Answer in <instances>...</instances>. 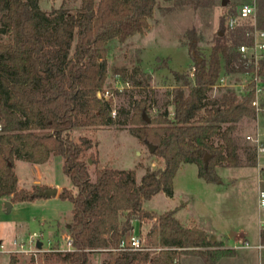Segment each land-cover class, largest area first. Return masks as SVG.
<instances>
[{
	"label": "trees",
	"instance_id": "obj_1",
	"mask_svg": "<svg viewBox=\"0 0 264 264\" xmlns=\"http://www.w3.org/2000/svg\"><path fill=\"white\" fill-rule=\"evenodd\" d=\"M78 2L79 8L72 11L69 6ZM157 4V0H63L61 7L46 11L40 0H0V198L33 202L49 189L40 185L19 189L16 160L44 164L53 155L64 158L63 169L73 188H63L59 197L73 204L68 224L73 250L51 254L57 264H88L90 255L99 251L106 252L105 264H179L185 253L216 264L235 253L204 229L184 225L175 216L177 208L158 214L144 205L161 192L173 196L182 163H195L199 177L208 183L221 181L218 167L257 165L256 148L237 136L243 119L257 118L255 85L249 84L240 95L226 88L220 97L211 96L223 68L229 73L252 69L236 51L252 41V28L222 31L208 56L199 49L197 30L187 32L189 41L183 46L194 61L195 76L174 90L173 118L167 109L151 114L148 97L131 102L122 123L131 125L141 144L155 146L152 152L163 167L149 169L140 181L136 169L96 168L93 181L86 155L97 163L90 152L94 142L86 136L74 138L77 129L116 123L119 109L113 117L114 103L97 95L107 86L109 45L146 34ZM241 32L244 39L238 41L235 37ZM117 72L124 81L134 80L133 85L148 84L143 76L137 78L142 74L139 67L132 74L126 68ZM174 75L180 77L177 71ZM154 218L147 243L152 249L121 247L134 220ZM261 237L264 243V230ZM11 264H19L15 256ZM30 264H35L33 258Z\"/></svg>",
	"mask_w": 264,
	"mask_h": 264
},
{
	"label": "rangeland",
	"instance_id": "obj_2",
	"mask_svg": "<svg viewBox=\"0 0 264 264\" xmlns=\"http://www.w3.org/2000/svg\"><path fill=\"white\" fill-rule=\"evenodd\" d=\"M62 1L40 0V7L50 11L52 7H61ZM157 1L155 16L151 20L152 26L146 34H137L124 43L115 40L109 45V73L106 87L115 90V86L120 85L117 83V78L123 79V76L117 72L119 68H126L129 74H132L134 68H141L142 74H139L137 78L143 76L148 84L136 85L134 83L133 85L134 80H130V88L115 95L113 105L119 109V116L115 119V124L74 131L76 140L86 136L94 142V147L90 152H93L97 163H94L89 153L86 155L93 181L96 168L102 166L136 169L138 181L149 169L163 167L164 162L133 135L130 130L131 125L122 122L126 118L131 102L137 98H149L151 114L156 113L155 109L169 110V102L174 90L182 86L184 80L193 79L194 61L189 54L188 47L183 46L189 41L188 31L197 30L201 36L198 44L199 49L201 53L208 56L218 34L222 31H226L227 34L232 33V30L226 28L227 17L237 12L243 5L256 3L257 19L255 22L257 26L264 27V0H225V4L224 0ZM79 5L78 2L69 7L72 11H77ZM244 25L248 28L253 27L251 23ZM247 36L249 37L248 34ZM242 38L244 39L243 32L238 33L235 37L238 41ZM229 44H234V42L230 40ZM159 67L161 68L159 69ZM174 71H177L180 77H176ZM222 74L228 75V82L232 86H217L211 92L212 98L220 97L226 88H232L239 95L242 94L240 84H243L247 75L239 72L229 73L225 68L222 69ZM262 102H264V98L261 99ZM239 127L237 136L245 144L254 146L246 139L249 134L260 135L264 140V103L261 104L256 119L245 118L240 122ZM90 159L93 162H90ZM62 161L63 157L58 156L54 163L47 168L44 178L47 181L53 180L59 185H68L69 182L71 185L63 188H73L72 182L68 181V177L63 171ZM19 171L21 175L26 173L23 164L19 167ZM253 172L248 168H229L224 171L225 184H209L198 176L195 164H186L176 175L175 198L167 201L162 197H157L146 203V207L163 212L186 201V214L195 218L198 223H203L207 227L234 224L242 218L244 212L257 210L255 209V197L258 194L259 186L264 188V183L257 181ZM234 178H238L235 185L231 181ZM228 180H230L229 184ZM71 208L72 203L69 200L58 198L48 204L37 202L22 205L17 203L12 208L0 200V231L2 230L5 234V236L2 235L4 243L7 247H13V241L21 238L27 240L29 234L43 233L44 231L45 248L67 246L68 224L72 220ZM57 217L58 219H55ZM154 225L155 219L146 220L145 226L143 225L144 228L140 234L146 244L150 238L149 231ZM4 229H6L5 232ZM51 254L53 253H40V264H57ZM8 256H15L19 264H30L32 259L25 254L4 253L0 264H8ZM106 258L107 255L104 251L93 252L88 264H105Z\"/></svg>",
	"mask_w": 264,
	"mask_h": 264
},
{
	"label": "crops",
	"instance_id": "obj_3",
	"mask_svg": "<svg viewBox=\"0 0 264 264\" xmlns=\"http://www.w3.org/2000/svg\"><path fill=\"white\" fill-rule=\"evenodd\" d=\"M262 98H264V93L262 94ZM172 100V99H171ZM264 103V102H263ZM158 109H155L157 112ZM175 112V106L173 105L172 101L169 102V113L174 114ZM251 135V134H249ZM59 155H53L51 156L50 160L44 164H33L27 161L23 160H16V172L18 175V185L19 189H32L35 185H40V186H47L48 188H56L57 189V195L50 197V198H38L33 202H24V203H19V204H35L37 202H41L43 204H48L54 199H61L59 197V193L61 192V189L63 187H69L71 183L68 182V185H59L55 183L53 180L47 181L44 178V174L47 171V168L50 167L56 158ZM63 166H64V158H63ZM26 169V173L23 175L20 174L19 167L21 165ZM186 164H195V163H182L181 166L179 167L178 171ZM196 165V164H195ZM197 166V165H196ZM106 166H102L101 168H104ZM229 168H234V167H218L217 168V173L221 177V181L219 182L220 185L225 184V175L224 171H226ZM236 168H248L252 169L254 172V177L259 181L260 178V169L261 167L257 164L256 166H237ZM64 171V169H63ZM177 171V173H178ZM199 171L198 166H197V172ZM65 173V172H64ZM67 175V174H66ZM177 175V174H176ZM199 176V175H198ZM68 181H71L69 176ZM202 179V178H201ZM204 180V179H203ZM205 181V180H204ZM233 182V185H235L238 182V178H234L231 180ZM228 184L230 183V180L227 181ZM208 183V182H207ZM212 184V183H209ZM262 186H259L258 194L255 197V204L256 207L255 211H248L244 212L242 218H240L237 222L234 224H229V225H220V226H214V227H207L203 223H198V221L190 217L186 214L185 208H186V201H182L181 203L177 204L174 206L172 209L168 210H173L177 208V212L175 214L176 218L179 219L184 225L186 226H198L205 231H207L211 235L216 236V241L222 242L226 248H233L235 250L234 255L232 256H226L221 258L216 264H264V243H262V227H261V220L264 218V210L259 206V192L262 189ZM176 195V176L174 178V194L173 196H168L164 192H161L157 195H155L151 200L147 201L146 203L152 201L153 199H156L157 197H162V199H165L167 201H170L171 199H174ZM0 200L4 201L7 205L9 202H11L10 198H0ZM145 203V208L150 211H155L158 214H162L166 211L159 212L155 209H148L146 207ZM11 207H14L17 203H12L11 202ZM73 209V204L70 212L72 213ZM55 219H58L55 218ZM53 219V220H55ZM155 222L157 221V218H154ZM49 222V221H46ZM143 225L145 226V222H141L140 220H134L133 221V229L131 230L128 239L134 235L142 233V228ZM7 229V228H6ZM4 229V232L5 230ZM33 233H38V232H33ZM43 234L45 235V232L43 231ZM0 242H4V238L2 235L3 231H0ZM30 236V234H29ZM20 240H25L21 238ZM244 242L250 243L252 247H239L242 245ZM260 245H263V247H259ZM4 253H0V261L2 260V255ZM8 264H11V257L8 256L7 260ZM179 264H206L203 258L199 255L196 254H191V253H185L182 254L180 257Z\"/></svg>",
	"mask_w": 264,
	"mask_h": 264
},
{
	"label": "built area",
	"instance_id": "obj_4",
	"mask_svg": "<svg viewBox=\"0 0 264 264\" xmlns=\"http://www.w3.org/2000/svg\"><path fill=\"white\" fill-rule=\"evenodd\" d=\"M257 19V6L256 3L245 4L238 9L237 12L229 15L226 21V28L229 30H234L240 26H243L245 23L252 24V30L249 32V35L252 38V41L247 44H241L237 47V51L241 56V59L245 62L247 68H252L251 70L242 72L246 74V80L243 84H240L242 93H245L247 86L249 84L255 85V95L256 98L253 102L254 106L257 109V113L260 112L262 94L264 93V74H260L262 65L264 64V28L256 25ZM192 76H195V68L193 67ZM117 84L115 90L123 91L124 89L130 88L131 82L124 81L121 78H117ZM222 85L224 87H231L232 85L228 82V75H221L215 84L214 88ZM98 97L105 99L114 103L115 92L113 88L105 87L102 91L98 92ZM117 110L114 107L112 111V116L115 117ZM170 116L173 118L174 114L170 113ZM1 129V125H0ZM246 139L254 145L257 152V164L261 167L260 169V178L259 181L264 183V140L260 135H247ZM259 206L264 210V188L259 192ZM261 227L264 230V218L261 220ZM67 246L65 247H56L50 246L45 248V235L43 233H32L27 240H15L13 241V247H7L4 242H0V252L3 253H13V254H25L34 259L35 264H40L39 254L40 253H57V252H67L73 250L72 247V238L68 234ZM49 239L47 240L48 243ZM41 242L42 246L39 247L38 243ZM122 248H130L132 250H150L152 248L147 247V244L141 234L134 235L124 241L121 244ZM239 247H252L250 243L244 242ZM260 248L263 245L259 246Z\"/></svg>",
	"mask_w": 264,
	"mask_h": 264
},
{
	"label": "water",
	"instance_id": "obj_5",
	"mask_svg": "<svg viewBox=\"0 0 264 264\" xmlns=\"http://www.w3.org/2000/svg\"><path fill=\"white\" fill-rule=\"evenodd\" d=\"M224 4H225V0H224ZM198 60L201 61L202 58H199ZM150 149H151V151H154L155 146H151ZM209 158H210V156H209V154H207L205 156V163L206 164L208 163ZM90 162H93V161L90 159ZM56 195H57V189L56 188H51V189H47V190H45L43 192H40V196L47 197V198H50V197H53V196H56ZM11 205H12L11 202H9L8 206L11 207ZM211 239L213 241H216V236L215 235H211ZM38 246L41 247L42 246V243L39 242L38 243Z\"/></svg>",
	"mask_w": 264,
	"mask_h": 264
}]
</instances>
